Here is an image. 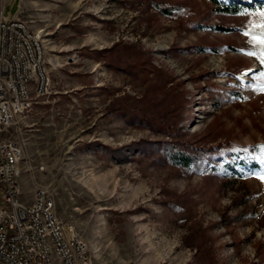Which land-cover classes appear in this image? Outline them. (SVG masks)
<instances>
[{"label": "rangeland", "instance_id": "374dc122", "mask_svg": "<svg viewBox=\"0 0 264 264\" xmlns=\"http://www.w3.org/2000/svg\"><path fill=\"white\" fill-rule=\"evenodd\" d=\"M1 1L49 74L7 132L21 199L48 188L93 264H264V0ZM237 146L260 166H220Z\"/></svg>", "mask_w": 264, "mask_h": 264}, {"label": "built area", "instance_id": "2783aa9c", "mask_svg": "<svg viewBox=\"0 0 264 264\" xmlns=\"http://www.w3.org/2000/svg\"><path fill=\"white\" fill-rule=\"evenodd\" d=\"M48 86L43 41L26 20L6 15L0 0V264H93L79 232L70 225L67 233L48 188H36L31 203L21 199L23 147L7 132Z\"/></svg>", "mask_w": 264, "mask_h": 264}, {"label": "trees", "instance_id": "16d2710c", "mask_svg": "<svg viewBox=\"0 0 264 264\" xmlns=\"http://www.w3.org/2000/svg\"><path fill=\"white\" fill-rule=\"evenodd\" d=\"M233 6L230 5H223V9L226 11H230ZM262 58H264V55H262ZM244 147V146H243ZM243 147L237 146L232 148H222L217 156H220L221 158H225L228 153L233 156V160L231 162H226L224 164H219L223 168H238L242 166H249L248 164H251V166L259 167V162H251L250 157H243L242 156V150ZM211 153H203L201 154L199 151L194 150L193 148H180L177 144L171 143L170 146L166 149L165 155L169 159L171 163L177 166H181L187 170L193 171L195 170L200 163L198 162L200 158L206 159L207 156H210ZM251 159V160H250ZM219 165H213L211 167L212 170H215L219 167Z\"/></svg>", "mask_w": 264, "mask_h": 264}, {"label": "snow or ice", "instance_id": "6c2138e0", "mask_svg": "<svg viewBox=\"0 0 264 264\" xmlns=\"http://www.w3.org/2000/svg\"><path fill=\"white\" fill-rule=\"evenodd\" d=\"M262 43H264V41H262ZM249 55H252V53H249ZM261 63L264 64V58H262ZM259 179H260L261 181H264V175H260V176H259Z\"/></svg>", "mask_w": 264, "mask_h": 264}, {"label": "crops", "instance_id": "0c3cea01", "mask_svg": "<svg viewBox=\"0 0 264 264\" xmlns=\"http://www.w3.org/2000/svg\"><path fill=\"white\" fill-rule=\"evenodd\" d=\"M19 7H20V1H19ZM19 12V11H18Z\"/></svg>", "mask_w": 264, "mask_h": 264}]
</instances>
